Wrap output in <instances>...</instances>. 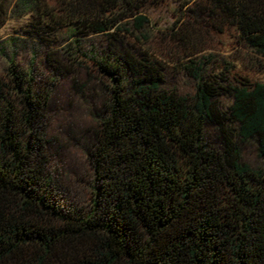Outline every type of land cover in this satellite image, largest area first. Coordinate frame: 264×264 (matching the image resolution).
<instances>
[{
    "label": "trees",
    "instance_id": "16d2710c",
    "mask_svg": "<svg viewBox=\"0 0 264 264\" xmlns=\"http://www.w3.org/2000/svg\"><path fill=\"white\" fill-rule=\"evenodd\" d=\"M163 1L0 0V30L12 13H31L25 33L52 49L55 75L72 73L54 52L68 42L63 56L93 63L104 96L95 196L88 210L68 208L48 171L52 91L9 61L0 77V264H264V83H234L228 68L203 81L212 58L190 53L180 66L201 81L196 97L166 90L163 61L138 56L129 41L147 39L144 11ZM184 16L236 28L264 60V0H198ZM93 38L104 46L87 48ZM246 144L259 169L243 160Z\"/></svg>",
    "mask_w": 264,
    "mask_h": 264
},
{
    "label": "rangeland",
    "instance_id": "374dc122",
    "mask_svg": "<svg viewBox=\"0 0 264 264\" xmlns=\"http://www.w3.org/2000/svg\"><path fill=\"white\" fill-rule=\"evenodd\" d=\"M197 1L164 0L148 6L144 11L149 19L145 31L147 39L135 40L128 36L137 55L147 53L151 58L163 61L164 88L175 90L189 99L196 97L201 84L180 66L192 59L187 57L190 53H199L197 55L205 56L207 61L212 58L203 68L206 74L203 81L214 75L221 78V71L228 68L226 76L234 83L243 79L264 83V60L258 61L254 53L240 44L236 28L223 26L218 21H186L188 16L184 14ZM47 2L55 5V0ZM30 21H34L31 13H12L0 30V77H5L9 61L14 59L21 69L35 71L40 89L50 88L52 91L45 113L48 171L59 185L64 206L88 210L95 196L92 153L98 126L97 113L104 101L100 78L88 60L71 66L62 51L68 42L54 46L57 50L54 48L53 51L57 52L58 61L72 73L55 75L48 62L52 49L34 42L25 33ZM100 41L93 38L85 46H104ZM222 102L226 110L231 100L223 98ZM209 138L219 148L223 146L216 128H210ZM242 156L252 168L261 167L262 160L256 146L243 145Z\"/></svg>",
    "mask_w": 264,
    "mask_h": 264
}]
</instances>
